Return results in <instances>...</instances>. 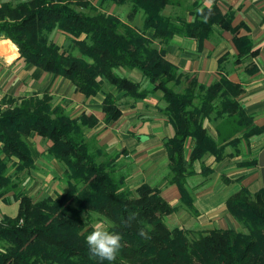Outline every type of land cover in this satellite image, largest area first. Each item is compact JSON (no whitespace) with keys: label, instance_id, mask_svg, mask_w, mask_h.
<instances>
[{"label":"trees","instance_id":"1","mask_svg":"<svg viewBox=\"0 0 264 264\" xmlns=\"http://www.w3.org/2000/svg\"><path fill=\"white\" fill-rule=\"evenodd\" d=\"M99 1H129L128 21L89 0H5L0 2V37L10 38L27 63L69 79L86 97L108 85L111 89L105 90L102 101L107 124L121 113L116 92L130 101L160 92V110L173 130L165 140L166 183L178 186L180 205L195 214L187 183L203 186L213 170L202 165L196 172L193 162L206 155L221 160L228 144L247 142L264 132V126L254 124L239 103L240 83L226 73L208 85L199 83L194 74L179 71L166 58L165 44L179 34L202 45L218 24L232 35L235 63L255 57L258 50L247 26L232 25L234 13H223L217 4H193L188 21L181 12L167 10L173 0ZM137 14L139 26L132 23ZM55 28L71 38L70 46L49 39ZM148 29L153 31L150 37L145 35ZM257 69L254 62L247 66L249 74ZM5 100L10 107L0 113V142L6 156L0 159V196L12 192L18 210L15 216L0 219V264H109L89 258L85 239L94 220L123 235L112 264H264V185L254 192L241 187L226 200L227 212L242 230L169 227L166 217L180 205L169 204L157 186L128 187L127 173L117 169V156L104 151L86 132L96 123L94 116H71L49 93ZM207 121L214 123L216 138L206 128ZM33 132L50 142L47 152L64 168L63 189L41 198L22 190L20 179L8 174L10 158L15 173L34 167L26 141ZM237 133L241 135L234 137ZM133 212L136 218L129 222ZM142 228L149 239L138 234Z\"/></svg>","mask_w":264,"mask_h":264},{"label":"crops","instance_id":"2","mask_svg":"<svg viewBox=\"0 0 264 264\" xmlns=\"http://www.w3.org/2000/svg\"><path fill=\"white\" fill-rule=\"evenodd\" d=\"M3 1V0H1ZM99 5V0H89ZM193 4L211 7L217 4L224 13H234L232 25L243 22L248 28V35L257 48L255 57L247 56L240 63H235L236 47L231 33L219 26H213L212 33L199 45L195 38L174 34L165 44V56L173 62L179 71L194 74L199 83L208 85L226 73L229 79L243 86L238 96L239 103L247 114L252 115L256 125L264 126V0H173L167 7L169 12H181L189 21L192 17ZM126 5L127 10L121 8ZM109 13H113L127 22L130 2L107 4ZM106 11V10H105ZM134 25H140V14L133 19ZM148 29L146 36L152 35ZM49 39L61 47L70 46L71 38L60 29H53ZM153 45L158 47L157 40ZM224 57L221 63L219 59ZM254 62L258 69L254 74L247 72V66ZM86 97L76 90L67 78L45 71L27 63L21 56L17 45L7 37H0V93L5 97L19 101L31 95L49 93L55 104H59L71 115L81 113L94 116L96 123L86 129L104 151L117 156V169L127 173V185L135 189L142 183L160 188L162 197L171 205H180V191L176 184H167L169 160L165 140L172 133V127L160 107V92H151L143 98L130 101L116 92L119 98L120 115L111 123L104 122L102 101L105 90ZM210 135L217 137L214 123L206 122ZM241 133L234 135L240 136ZM26 141L31 149L34 167L15 173L13 158L8 174L20 179V187L35 198L54 195L64 187L63 165L47 152L50 144L36 133H30ZM189 151V148L187 149ZM225 156L216 161L212 155L193 162L196 172L202 165L212 168V173L203 186L194 187V181L187 183L193 196V214L183 206L169 214V227H184L192 230H205L215 227L234 228L236 220L227 212L226 200L241 187L254 192L264 185V132L251 137L247 142L228 144ZM0 142V159H5ZM254 160V161H252ZM200 178V175H196ZM195 178V180H196ZM40 194L39 197H37ZM18 199L12 192L0 196V219L3 216H15Z\"/></svg>","mask_w":264,"mask_h":264},{"label":"clouds","instance_id":"3","mask_svg":"<svg viewBox=\"0 0 264 264\" xmlns=\"http://www.w3.org/2000/svg\"><path fill=\"white\" fill-rule=\"evenodd\" d=\"M136 213L129 215V222L136 218ZM141 237L149 239L148 232L143 228L138 233ZM123 235L112 232L104 223H96L93 230L86 236L85 242L90 259L108 261L109 264L117 260L122 248Z\"/></svg>","mask_w":264,"mask_h":264},{"label":"rangeland","instance_id":"4","mask_svg":"<svg viewBox=\"0 0 264 264\" xmlns=\"http://www.w3.org/2000/svg\"><path fill=\"white\" fill-rule=\"evenodd\" d=\"M3 1H5V0H3ZM3 1L0 0V2H3ZM9 1H17V0H9ZM107 4L110 5V4H112V3H110V2H109V3L104 2V3L99 4V5H97V6H100V5H101V7H102L104 10L109 11V7L107 6ZM121 8H124L125 10L128 9V7H127L126 5L121 6ZM178 13H180V12H178ZM4 97H5V96H4ZM39 196H40V194H39L37 197H39ZM169 219H170V217H166V224H167L168 226H171V225L169 224V222H168ZM96 223H100V222L97 221V220H94V221L92 222V225L95 226ZM233 229H235V230H242V225H241L239 222L236 221V227H234Z\"/></svg>","mask_w":264,"mask_h":264},{"label":"built area","instance_id":"5","mask_svg":"<svg viewBox=\"0 0 264 264\" xmlns=\"http://www.w3.org/2000/svg\"><path fill=\"white\" fill-rule=\"evenodd\" d=\"M9 107H10L9 102L5 100L4 95L0 93V113Z\"/></svg>","mask_w":264,"mask_h":264}]
</instances>
